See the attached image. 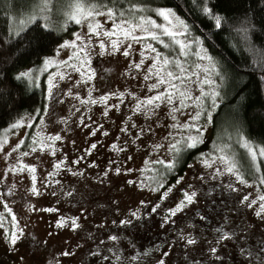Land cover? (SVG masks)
<instances>
[{
	"label": "rangeland",
	"instance_id": "obj_1",
	"mask_svg": "<svg viewBox=\"0 0 264 264\" xmlns=\"http://www.w3.org/2000/svg\"><path fill=\"white\" fill-rule=\"evenodd\" d=\"M64 1L29 14L62 37L22 72L44 103L0 133V264H264L260 149L211 142L221 81L203 38L172 8ZM189 137L202 150L174 174Z\"/></svg>",
	"mask_w": 264,
	"mask_h": 264
},
{
	"label": "trees",
	"instance_id": "obj_2",
	"mask_svg": "<svg viewBox=\"0 0 264 264\" xmlns=\"http://www.w3.org/2000/svg\"><path fill=\"white\" fill-rule=\"evenodd\" d=\"M82 1L111 8L117 15L128 10L174 9L203 38L217 65L221 101L212 119L211 142L218 138L216 143L238 148L241 143L237 140L245 138L264 149V0ZM41 2L0 0V133L44 103L43 90L21 76L24 69L50 56L62 43V37L41 19L28 23L30 12ZM216 16L222 18L219 27ZM234 135L238 139L232 140ZM201 150L193 147L180 152L174 174L183 173ZM240 151L248 156L244 160L252 168L248 149L243 146ZM257 164L262 182L264 156H258ZM262 186L264 189V182Z\"/></svg>",
	"mask_w": 264,
	"mask_h": 264
},
{
	"label": "snow or ice",
	"instance_id": "obj_3",
	"mask_svg": "<svg viewBox=\"0 0 264 264\" xmlns=\"http://www.w3.org/2000/svg\"><path fill=\"white\" fill-rule=\"evenodd\" d=\"M205 12L210 13L211 10L205 8ZM89 15H91V13H89ZM159 15L163 16L165 19H168L169 16H175V13L172 12V10L169 9V10H161V11L159 12ZM221 19H222V18L219 17V16H216V17H215V20H216V26H217V27L220 26ZM76 22H77V23H80L79 20H76ZM181 23H183V21H181ZM89 27H91V25H90ZM166 31H167V30H166ZM167 34H168L169 36H174V35H175V33H171V32H168ZM105 35H110V34H109V33H105ZM152 38H153V39H156L157 37L155 36V34H152ZM133 39H136V37H133ZM113 46L115 47V42H113ZM149 47H151V46L149 45ZM101 48H103V44H101ZM153 51H155V49H153ZM124 54L127 55L128 53L125 52ZM168 63H169V61L165 59V60H164V64H168ZM137 67H139V65H137ZM28 75H29V73H21V76H28ZM167 75H168V77H170V78H176V79L179 78V77H174V74H173L172 72H168ZM61 78H63V77H61ZM145 78L147 79V77H145ZM89 79H91V77H89ZM159 83H160V84H163V83H165V81H164L163 79H161V80L159 81ZM152 87L155 88V87H157V85H153ZM171 87H172V88H176V85L173 84V85H171ZM180 95H181V96H184L185 94H184V93H180ZM162 98H163L162 95H156V96H154V97H151V98L147 99L146 101H142L141 103H142V104H146V105H152V104L154 103V101L161 100ZM105 99H106V98H105ZM167 100H168L169 103L172 102V93H169V94H168V96H167ZM92 102L95 103V101H92ZM137 109H138V110L140 109V105H139V104L137 105ZM198 115H199V114H197V116H198ZM18 126H19V124H13V125H12L13 128L18 127ZM54 139L59 140L60 137H59V136H56V137H54ZM189 139L191 140V143L188 144V147H195L196 144L199 142V138H198V137H189ZM17 147H19V145H18ZM95 147H96V145L93 144V145H92V148H95ZM113 147H115V145H113ZM174 147H175V146H174ZM15 150H16V149H13V151H15ZM260 154H261V156H264V149H261V150H260ZM24 155H27V153H25ZM252 156H253V159H255V152L252 153ZM56 167L59 168L60 165L57 164ZM30 170L33 171V172L35 171V169H30ZM232 170H233V169H232L231 167L228 169L229 172H231ZM238 178H239V177H238ZM33 179H35V177H33ZM241 182H243V181L241 180ZM262 182H264V181H262ZM32 191H33L34 193L37 192V190L35 189V187L32 189ZM193 195H195V194H194V193H193L192 195H188V194H186V200H187L189 203L192 201V196H193ZM261 199H264V197H261ZM183 206H184V205H183V202H182L180 205L177 206L176 209H174V210L171 211V215H172V216H175L176 213L179 212V211L182 209ZM73 224H75V221H73ZM16 239H17V237H16L15 235H13V236L11 237V242H12L13 244H15ZM113 239H115V237H113ZM188 243H189V244H192V243H195V241L192 240V239H189V240H188ZM213 251H215V249H213ZM69 254H70V253H64V255H69ZM161 264H163V262H161Z\"/></svg>",
	"mask_w": 264,
	"mask_h": 264
},
{
	"label": "flooded vegetation",
	"instance_id": "obj_4",
	"mask_svg": "<svg viewBox=\"0 0 264 264\" xmlns=\"http://www.w3.org/2000/svg\"><path fill=\"white\" fill-rule=\"evenodd\" d=\"M199 212H202V209H199ZM208 229H210V227H208Z\"/></svg>",
	"mask_w": 264,
	"mask_h": 264
}]
</instances>
